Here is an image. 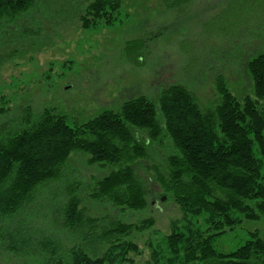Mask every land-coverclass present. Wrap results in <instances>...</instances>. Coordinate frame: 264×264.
<instances>
[{"label":"trees","instance_id":"16d2710c","mask_svg":"<svg viewBox=\"0 0 264 264\" xmlns=\"http://www.w3.org/2000/svg\"><path fill=\"white\" fill-rule=\"evenodd\" d=\"M35 3L0 0V22L11 23ZM128 17L122 0H94L81 10L79 23L97 31ZM248 71L254 97L238 100L220 78V102L208 112L179 85L165 89L158 102L140 96L84 124L53 109L38 115L26 109L20 129L0 130V245L6 243L14 255L30 253L32 243L21 237V229H13V218L42 188L62 180L73 154L86 157L88 167L110 169L106 177L92 179L94 202L110 204L122 217L145 212L152 205L135 165L166 142L172 153L156 180L162 196L181 212L170 232L154 230L153 218L100 226L107 219L99 223L86 217L76 194L81 188L75 186L62 219L81 242L67 258L54 242H42L45 264H137L138 259L143 264H264V239L258 232L230 253L215 246L244 221L264 219V54L248 64ZM5 113L0 109V116ZM146 233L151 237L141 245L138 236Z\"/></svg>","mask_w":264,"mask_h":264},{"label":"rangeland","instance_id":"374dc122","mask_svg":"<svg viewBox=\"0 0 264 264\" xmlns=\"http://www.w3.org/2000/svg\"><path fill=\"white\" fill-rule=\"evenodd\" d=\"M91 1L36 0L11 23L0 22V109L6 111L0 130L20 129L28 108L35 115L53 109L84 124L140 96L158 102L165 89L178 85L208 112L220 102V78L238 100L254 97L248 64L264 54V0H122L129 15L123 23L87 31L79 19ZM165 145L151 148L148 159L135 165L152 207L125 217L90 198L92 179L106 177L110 169L88 167L86 157L73 154L62 180L42 188L13 218V229H21V237L32 243L30 253L11 254L5 243L0 245V264H45L40 244L50 241L68 257L70 248L81 242L62 219L75 186L81 188L76 194L86 217L99 223L107 219L100 226L116 219L135 223L153 218V229L167 235L181 212L162 196L156 180L172 153L171 145ZM254 232L264 239V219L244 221L215 246L230 253ZM150 237L138 236V242Z\"/></svg>","mask_w":264,"mask_h":264},{"label":"water","instance_id":"95a60500","mask_svg":"<svg viewBox=\"0 0 264 264\" xmlns=\"http://www.w3.org/2000/svg\"><path fill=\"white\" fill-rule=\"evenodd\" d=\"M164 200V199H163Z\"/></svg>","mask_w":264,"mask_h":264}]
</instances>
